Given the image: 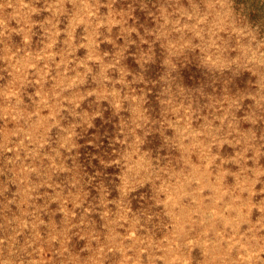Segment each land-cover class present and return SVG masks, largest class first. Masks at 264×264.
Listing matches in <instances>:
<instances>
[{"label":"rangeland","instance_id":"obj_1","mask_svg":"<svg viewBox=\"0 0 264 264\" xmlns=\"http://www.w3.org/2000/svg\"><path fill=\"white\" fill-rule=\"evenodd\" d=\"M0 264H264V0H0Z\"/></svg>","mask_w":264,"mask_h":264}]
</instances>
